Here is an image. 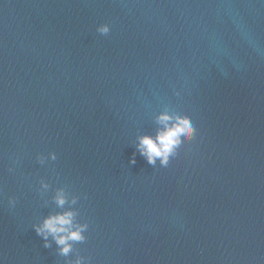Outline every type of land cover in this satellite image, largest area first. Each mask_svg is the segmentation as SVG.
Returning a JSON list of instances; mask_svg holds the SVG:
<instances>
[{"label": "water", "instance_id": "95a60500", "mask_svg": "<svg viewBox=\"0 0 264 264\" xmlns=\"http://www.w3.org/2000/svg\"><path fill=\"white\" fill-rule=\"evenodd\" d=\"M77 261L264 264V0H0V264Z\"/></svg>", "mask_w": 264, "mask_h": 264}, {"label": "clouds", "instance_id": "9594fccd", "mask_svg": "<svg viewBox=\"0 0 264 264\" xmlns=\"http://www.w3.org/2000/svg\"><path fill=\"white\" fill-rule=\"evenodd\" d=\"M99 30L107 32V25H102ZM157 119L163 128L157 132L155 137L151 135L140 137L138 147L149 163L154 164L159 158L162 164H167L169 157L177 152L182 141L193 137L195 128L188 117L178 114L173 116L168 112H162ZM55 199L59 206L65 204L66 196L63 190L57 191ZM74 216L75 212L72 209L50 214L44 218L42 223L36 225V231L45 238L46 242L47 237L51 235L56 244L60 246V253L67 255L72 247L71 241H81L85 238L83 232L86 226L76 224Z\"/></svg>", "mask_w": 264, "mask_h": 264}]
</instances>
